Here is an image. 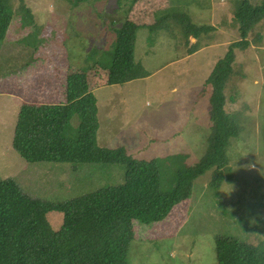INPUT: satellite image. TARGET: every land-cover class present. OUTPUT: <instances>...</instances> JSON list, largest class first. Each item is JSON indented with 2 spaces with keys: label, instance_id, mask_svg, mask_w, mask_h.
Returning a JSON list of instances; mask_svg holds the SVG:
<instances>
[{
  "label": "rangeland",
  "instance_id": "obj_1",
  "mask_svg": "<svg viewBox=\"0 0 264 264\" xmlns=\"http://www.w3.org/2000/svg\"><path fill=\"white\" fill-rule=\"evenodd\" d=\"M237 1L87 0L72 6L68 0H12L11 24L0 41V177H12L28 195L51 202L122 181L120 165L73 169L72 163L29 162L12 147L20 106L65 102L67 75L82 71L97 100V143L123 146L137 159H157L161 186L170 188L181 164H195L206 154L208 78L229 44L239 40ZM171 8L187 22L209 28L193 52L196 39L188 40L176 19L165 18ZM127 23L139 25L134 58L144 76L108 84L107 70L97 61L103 53L111 58L117 31ZM248 38L249 47L235 50L228 82L236 84L230 90L238 95L229 109L243 127L227 148L230 179L215 188L207 171L196 179L191 197L163 220L136 222L130 264H216V235L264 240V19ZM76 122L74 115L71 123ZM47 217L58 230L61 210Z\"/></svg>",
  "mask_w": 264,
  "mask_h": 264
},
{
  "label": "trees",
  "instance_id": "obj_2",
  "mask_svg": "<svg viewBox=\"0 0 264 264\" xmlns=\"http://www.w3.org/2000/svg\"><path fill=\"white\" fill-rule=\"evenodd\" d=\"M76 6L87 0H68ZM136 0H131L134 4ZM12 0H0V41L11 24ZM19 7L29 11L24 3ZM183 27L185 37L196 42L206 27L187 22V16L167 9ZM157 23L160 18L155 17ZM234 19L239 40L229 44L208 78L211 85L210 120L206 154L195 164H181L173 174L170 188L161 186L157 159H137L123 146L111 148L97 143L99 121L97 100L84 72L67 75L65 102L23 103L14 126L12 147L29 162L108 164L123 167L122 181L103 184L66 201L51 202L25 193L12 177H0V264H130L129 249L136 222L150 224L163 220L173 207L189 199L198 177L212 172L215 188L231 177L227 148L243 127L232 110L238 102L228 84L234 75L235 50L250 46L253 28L264 19V0H238ZM151 25L150 30L155 28ZM139 25L124 24L118 31L111 58L103 53L97 63L107 70L108 84H122L144 76L134 58ZM259 39V37H257ZM228 84V85H227ZM77 122L71 123L73 116ZM229 177V178H228ZM168 188V189H167ZM61 210L62 223L54 230L47 213ZM216 264H264V240L246 242L229 235L215 236Z\"/></svg>",
  "mask_w": 264,
  "mask_h": 264
},
{
  "label": "crops",
  "instance_id": "obj_3",
  "mask_svg": "<svg viewBox=\"0 0 264 264\" xmlns=\"http://www.w3.org/2000/svg\"><path fill=\"white\" fill-rule=\"evenodd\" d=\"M98 121H99V119H98ZM100 126V125H99Z\"/></svg>",
  "mask_w": 264,
  "mask_h": 264
}]
</instances>
